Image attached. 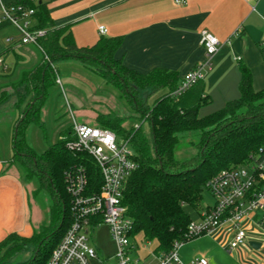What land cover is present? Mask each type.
<instances>
[{
	"label": "trees",
	"instance_id": "trees-1",
	"mask_svg": "<svg viewBox=\"0 0 264 264\" xmlns=\"http://www.w3.org/2000/svg\"><path fill=\"white\" fill-rule=\"evenodd\" d=\"M29 2L36 9L35 29L47 30L39 38L42 61L24 71L17 86H24L29 96L24 107L18 94L15 106L20 114L12 127V165L28 181H37L35 193L46 191L52 200L49 217L32 236L9 234L0 242V264H16L10 260L33 247L32 257L19 264H46L70 223L71 197L67 192L66 173L81 166L89 176L90 186L98 190L101 174L92 157L67 148L75 139L72 126L60 131L56 143L42 153L27 141V130L34 124L43 126L42 110L49 90L58 78L56 62L76 59L104 66L103 78L117 89L131 108L148 122L130 130L122 126L120 117L98 115V125L129 138L136 152L138 168L128 180L123 203L134 222V238L157 240V251L168 254L177 240H184L193 220L191 210L199 213L208 182L223 169L250 164L264 156V88L256 90L250 68L240 63L239 97L205 116L200 109L211 103L204 93L203 80L181 95L171 94L183 77L177 71L156 68L149 73L137 72L117 57L123 38L101 36L91 46L77 45L70 25L56 26L46 3ZM165 89L167 93L152 105L143 102L145 90ZM9 97L0 92V103ZM183 142L197 149L195 155L179 159L176 155ZM209 191V190H208ZM4 250L2 253L1 251ZM2 253V254H1Z\"/></svg>",
	"mask_w": 264,
	"mask_h": 264
},
{
	"label": "crops",
	"instance_id": "crops-1",
	"mask_svg": "<svg viewBox=\"0 0 264 264\" xmlns=\"http://www.w3.org/2000/svg\"><path fill=\"white\" fill-rule=\"evenodd\" d=\"M16 1L0 0V16L1 3L10 5ZM180 1L33 0L46 3L56 26L70 25L79 46L94 45L103 36L98 30L100 25L107 28L104 36H121L123 43L117 57L129 68L144 74L162 67L177 71L183 77L205 59L201 32L207 30L220 41L202 81L204 93L211 102L218 99L226 103L239 97L240 63L252 71L255 89H263L264 0ZM42 58L39 47L20 43L13 25H0V91L11 90L10 85L24 71L35 68ZM16 98L10 92L8 99L0 103V242L11 233L30 237L43 222L42 209L29 198L26 179L15 165L9 166L13 155L12 121L19 114ZM11 107L15 110L9 113L7 124L2 112ZM244 225L250 239L234 251L226 249L234 230L222 226L210 235L195 238L191 254L182 251L184 244L179 250L181 264H191L201 255L208 258L209 264H264V245L258 249L250 245L251 241L264 243V225H256L249 219ZM133 241L134 257L141 264H160L164 254L157 251V240L145 241L139 237Z\"/></svg>",
	"mask_w": 264,
	"mask_h": 264
},
{
	"label": "built area",
	"instance_id": "built-area-1",
	"mask_svg": "<svg viewBox=\"0 0 264 264\" xmlns=\"http://www.w3.org/2000/svg\"><path fill=\"white\" fill-rule=\"evenodd\" d=\"M1 6L0 25H13L21 44H32L41 49L39 38L46 35L47 30L33 28L36 9L29 2L1 3ZM98 30L103 36L107 34L104 25H100ZM7 40L12 41L11 38ZM201 42L205 47V59L183 76L178 88L171 94L181 95L203 80L206 70L211 67L220 41L213 33L203 30ZM57 82L61 84L59 77ZM71 126L75 139L67 143V148L92 157L101 174V185L100 189H93L87 171L81 166L67 171V192L71 197L70 223L46 264H90L92 260H99L98 251L89 240L102 224L108 226L116 246L113 264H141L134 257V222L123 203L128 180L138 168L130 139L99 125L80 124L74 120ZM207 186L213 204L207 206L197 220L191 221L186 238L177 240L173 249L162 257L160 264H181L179 250L187 241L210 235L222 226H230L234 230L226 246L232 252L250 239L245 220L264 225V156L250 164L223 169L210 179ZM191 264H209V260L201 255Z\"/></svg>",
	"mask_w": 264,
	"mask_h": 264
},
{
	"label": "rangeland",
	"instance_id": "rangeland-1",
	"mask_svg": "<svg viewBox=\"0 0 264 264\" xmlns=\"http://www.w3.org/2000/svg\"><path fill=\"white\" fill-rule=\"evenodd\" d=\"M65 61L69 62L64 64V62L58 61L54 64L58 70V77L61 84L56 82L49 90L47 103L42 110L43 126L39 127L32 124L27 130V141L37 152L42 153L49 145L56 143L59 139L60 131L68 126L70 127L74 120L80 124L85 123L97 126L98 115L100 114H110L120 117L122 126L127 130L136 127V125H139L138 128L142 127L146 132L150 130L148 122L142 120L141 115L129 106L120 92L108 84L106 79L103 78L104 72L108 71L110 73L114 72V70H110L104 66H96L93 63L84 64L76 59ZM30 70L32 69H28L27 71ZM20 79L10 85L11 90L7 88L3 90L8 91L9 94L12 92L16 96L19 94L23 99L22 107H24L29 99V96L24 91V86L13 88V86L18 85ZM166 93L167 90L165 89L157 91L153 89L145 90L142 95L143 102L150 106L157 98L162 97ZM16 100L18 99L16 98ZM224 104L225 102L221 100H214L200 109V116L208 115L222 108ZM8 105L10 103L6 106ZM12 109L15 110L14 107H11L9 110L2 112V117L7 121V124L10 122L8 115L10 116L9 113ZM15 121H12L13 124ZM7 131L6 129L2 130L4 134ZM196 152L197 149L195 147L191 146L188 142H183L180 149L177 150L176 155L179 159H186L195 155ZM10 160L9 166L12 165V157ZM26 181L29 184L27 188L29 198L33 205L42 209V220L46 222L49 217V208L52 204L51 197L46 191L34 192L38 188L37 181L30 182L27 179ZM213 201L210 192L205 190L200 213L204 212L207 206L212 205ZM187 210L191 213L194 220L199 218L200 213L198 214L190 208H187ZM194 241H197V239L187 241L182 251L187 250L188 254L193 253L192 244ZM89 242L97 249L99 256V260H92L90 264H113L115 262L113 254L116 251V246L106 224H102L92 233ZM1 252L3 253L4 250ZM227 252L225 251L229 255ZM32 255L33 247L29 246L26 250L14 256L10 261L19 264L29 260Z\"/></svg>",
	"mask_w": 264,
	"mask_h": 264
},
{
	"label": "water",
	"instance_id": "water-1",
	"mask_svg": "<svg viewBox=\"0 0 264 264\" xmlns=\"http://www.w3.org/2000/svg\"><path fill=\"white\" fill-rule=\"evenodd\" d=\"M250 245L253 246L254 248L258 249L261 246V243L258 241H251Z\"/></svg>",
	"mask_w": 264,
	"mask_h": 264
}]
</instances>
